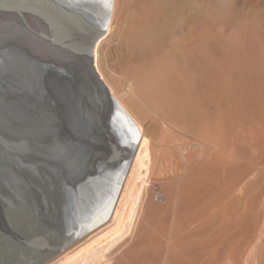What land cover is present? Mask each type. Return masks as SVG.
<instances>
[{"label":"bare ground","instance_id":"obj_1","mask_svg":"<svg viewBox=\"0 0 264 264\" xmlns=\"http://www.w3.org/2000/svg\"><path fill=\"white\" fill-rule=\"evenodd\" d=\"M121 1L105 0L108 19L93 51L133 140L110 203L69 237L14 243L13 264H264V183L254 188L264 175V0H214L209 8L187 0L167 33L160 20L173 0ZM120 3L141 7L142 19L121 15ZM116 27L142 44L166 34L161 49L158 40L144 48L135 79L100 67L102 42ZM152 120L157 138L146 126Z\"/></svg>","mask_w":264,"mask_h":264},{"label":"water","instance_id":"obj_2","mask_svg":"<svg viewBox=\"0 0 264 264\" xmlns=\"http://www.w3.org/2000/svg\"><path fill=\"white\" fill-rule=\"evenodd\" d=\"M109 9L105 0H0V255L6 262L14 243L30 248L95 223L128 159L133 140L123 109L93 65ZM37 168L42 178L34 180ZM53 182L56 194L45 197L41 186ZM55 225V232L45 228Z\"/></svg>","mask_w":264,"mask_h":264},{"label":"rangeland","instance_id":"obj_3","mask_svg":"<svg viewBox=\"0 0 264 264\" xmlns=\"http://www.w3.org/2000/svg\"><path fill=\"white\" fill-rule=\"evenodd\" d=\"M119 2H121L122 4H123V2L121 1V0H118ZM174 1H176V2H174ZM182 3H181V2ZM187 0H173V3H171L170 5H169V9L171 10L172 9V7H173V5H175V4H178V5H175L174 6V8L175 7H177V8H175L174 10H171V11H173V14H172V12L170 11V13L171 14H169V11L167 12V10H169L168 8H167V10L165 11L166 13L164 14V16L162 17V20H160V23H161V28H162V31H164V33H167V31H168V29H171V28H169V27H171L172 25H173V23H175L174 21V19H176L175 17H173V16H175V15H177L176 13H180V12H186L185 10H186V8L184 9L183 8V4H184V6L186 7V3L189 1V3H190V1H192L193 3L196 1L197 3H201V4H203V5H201L203 8H207V6H208V8L212 5H209L210 3H212L214 0H188L187 2H186ZM184 2V3H183ZM120 3V5H121V8L123 9H121V15H123L124 16V14L123 13H125L126 14V12L128 13L130 10H132L131 12H129L128 14H130V17L132 18L133 16V19H132V21H133V23H138L141 19H142V9H141V7H139L138 5H136L138 8H136V6L135 5H133V6H135L134 8L136 9H130V8H133V6L131 5V4H128V5H126V6H128L126 9H125V7L126 6H124V7H122V4ZM180 3L182 4V6L180 5ZM125 5V4H124ZM130 5H131V7H130ZM180 5V8L178 7ZM171 6V7H170ZM178 8H179V10H178ZM140 9V10H139ZM184 9V10H183ZM125 10H127V11H125ZM177 10L179 11V12H177ZM181 10H183V11H181ZM205 12H204V11ZM206 10H208V9H206ZM206 10L205 9H202V13L204 14V13H206ZM125 11V12H124ZM136 11V12H135ZM133 12H134V14H133ZM137 13V14H136ZM168 13V14H167ZM133 14V16H131ZM140 14H141V17H140ZM169 15H170V17L172 16V20L171 19H168V17H169ZM166 16V17H165ZM168 16V17H167ZM169 17V18H170ZM135 18V19H134ZM187 18H188V20H191L193 17H192V15H188L187 16ZM122 19V18H121ZM138 19V20H137ZM166 21H165V20ZM168 19V20H167ZM135 20H136V22H135ZM147 21H149V19H146ZM165 21V22H164ZM173 21V23H171L170 24V22H172ZM150 22V21H149ZM152 22V21H151ZM159 23V24H160ZM164 23V24H163ZM164 25H166L165 26V28H164ZM171 25V26H170ZM174 26V25H173ZM167 27V28H166ZM119 30H118V29ZM166 30H164V29ZM173 28V27H172ZM115 31H119V33H117V32H115ZM114 32L116 33V34H114L112 37H111V39H109V40H103V42H102V45H101V51H102V53H103V57H104V59L102 60V58H101V62H100V67L101 68H103V70L105 71V68H106V70H113V71H115V72H117L118 74H124V76L127 78V79H129V80H132L133 78L135 79L137 76H139V74H140V72L143 70V62H144V60H145V58L147 57V55H146V53H145V49L144 48H146L147 49V45H149L148 47H152V48H154V49H156L155 48V46H154V44L156 45V44H158V43H155V42H158L159 41V45H156V46H158V48L159 49H161V47L163 46L162 44H165V42L166 41H164V40H166V34H164L163 36H164V38H163V40H161V38L160 39H157V38H155L154 39V41L152 40V42L153 43H143L142 44V42L140 41V40H137L134 36H132V35H130L129 33L128 34H126V33H124V32H121L120 31V28L119 27H116V29L114 30ZM120 35V36H119ZM134 37V38H133ZM134 40H136V41H134ZM158 40V41H157ZM161 40V41H160ZM139 42V44L137 45V43ZM160 42H161V44H160ZM164 42V43H163ZM105 44V45H104ZM161 45V46H160ZM107 46V47H106ZM137 46H139V48L140 49H142V50H139V48L137 47ZM141 46V47H140ZM138 48V49H137ZM157 48V49H158ZM144 49V50H143ZM139 50V51H138ZM144 53V54H143ZM141 56H143V58H141ZM145 57V58H144ZM139 69V70H138ZM131 75V76H130ZM153 121V122H152ZM152 121H146L147 122V124H146V126H147V128H148V130L149 131H151L150 133L152 134V135H156V138L157 137H159L161 134H162V130H161V127H159L158 125H160L159 123L157 124V122H155L154 120H152ZM155 135L153 136L154 138H155ZM261 177H264V175H262V176H258V178H260V179H258L257 180V178H255V177H252L253 179L255 178V180H257L258 182L256 183L255 182V180H254V188L256 189L257 187H259V185H257L258 183H260V185H262L263 186V183H264V180H261ZM251 181H253L252 179H250ZM250 181V182H251ZM262 186H260V187H262ZM261 190L262 189H264V187L263 188H260ZM260 189H256V191H258V190H260ZM264 191H262L261 193H263ZM258 193V192H257ZM260 193V192H259ZM258 193V195H259V199H257V201H259L257 204L258 205H261L262 204V200H264V194H259ZM161 195V194H160ZM159 194L158 195H155V197H154V199H155V201L157 202H160L161 201V196H160ZM258 207H261V206H258ZM262 220H264L263 218L261 219V222H259L258 223V226L260 225V227L261 228H259V229H264V221L262 222ZM263 225V226H262ZM78 254H76V256H77ZM76 260V259H75ZM6 262V261H5ZM7 264H9L8 263V261L6 262ZM5 263V264H6Z\"/></svg>","mask_w":264,"mask_h":264},{"label":"snow or ice","instance_id":"obj_4","mask_svg":"<svg viewBox=\"0 0 264 264\" xmlns=\"http://www.w3.org/2000/svg\"><path fill=\"white\" fill-rule=\"evenodd\" d=\"M53 87L55 88L56 85L53 84ZM59 151L61 152H65L67 151V146L66 145H60L59 148H58ZM31 177L34 179V180H39L42 178V173L40 172V170L37 168V169H33L31 170V173H30ZM67 182L65 181V184ZM64 190L66 191V188H64ZM40 191L43 192V195L45 197L49 196V195H52L54 196L56 194V183L53 182V184L51 185V187L47 186V185H43L41 186V189ZM21 200H24L25 197L23 195V193L21 194V197H20Z\"/></svg>","mask_w":264,"mask_h":264}]
</instances>
